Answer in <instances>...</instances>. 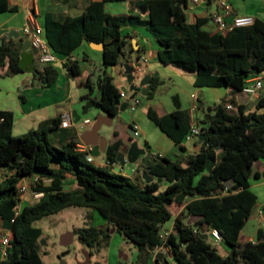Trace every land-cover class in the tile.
I'll return each instance as SVG.
<instances>
[{
  "label": "trees",
  "instance_id": "16d2710c",
  "mask_svg": "<svg viewBox=\"0 0 264 264\" xmlns=\"http://www.w3.org/2000/svg\"><path fill=\"white\" fill-rule=\"evenodd\" d=\"M123 1L127 0L92 3L77 20L53 30L47 24L44 37L51 50L69 55L81 41L99 43L104 46L105 68L123 61L131 65L123 51L126 42L120 30L129 17L111 16L104 11V3ZM133 6L146 8L148 20L140 24L156 39L159 61L196 72L197 83L225 88L236 95L242 94L250 76L264 72V21L255 19L252 26L211 33L203 30V20L187 22L186 0H148ZM15 10L9 8L8 0H0V14ZM21 47V43L2 42L0 78L23 72L19 65ZM66 69L71 78L81 74L75 61H68ZM34 73L35 77L45 75L48 85L57 79V72L51 67L36 69ZM159 84L157 79L151 81L149 100L154 98ZM99 91L97 104L101 110L116 116L119 107L114 98L119 91L106 70ZM173 100L176 111L159 115L150 108L148 117L184 150L182 143L190 131L189 116L180 110L176 96ZM228 105L237 106V110H227ZM214 116L210 122L202 121L206 139L195 155L184 162L154 156L156 162L149 165L148 171L166 184L160 190L157 182L141 188L129 178L90 162L86 153L77 150L79 142L74 136L59 145L51 143L49 136L61 131L60 118L42 121L37 128L14 136L13 114L0 111V229L12 233L7 256L0 259V264H44L43 231L34 223L68 208L89 209L105 222L103 226L93 225L92 215L88 214L85 226L72 231L91 257L109 246L114 230L134 244L138 264H146L152 258V250L162 245L169 247L177 264H264V231L259 229L256 242L241 236L257 206V196L250 190V174L256 162L264 158V90L252 110L246 104L236 105L233 100L224 99ZM120 146L116 142L108 147L109 164L115 163ZM68 176L77 182L74 191L62 186ZM33 178H38V182L31 186V192L43 196L33 204L23 205L20 185ZM44 179L51 182L43 183ZM229 181L232 183L227 187ZM237 185L239 189L234 191ZM225 188L229 192L223 195ZM187 198L192 200L184 206ZM192 216L201 220L188 225ZM171 219H175L174 233L162 240L160 230ZM203 223L209 231L215 229L222 235L230 249L227 256L222 257L208 240L200 238L198 226Z\"/></svg>",
  "mask_w": 264,
  "mask_h": 264
},
{
  "label": "crops",
  "instance_id": "0c3cea01",
  "mask_svg": "<svg viewBox=\"0 0 264 264\" xmlns=\"http://www.w3.org/2000/svg\"><path fill=\"white\" fill-rule=\"evenodd\" d=\"M104 0H8L9 8H15L13 12H5L0 14V42H13L15 44H24L23 29L28 25L29 20L35 19L36 23L41 26L44 36L46 37L47 24L50 29L57 28L58 25L70 23L77 20L92 3L103 2ZM141 1L148 0H127L123 2H106L104 3V11L111 16L121 15L128 16L129 21L123 25L121 36L124 38L126 45L123 51L129 56L130 64L141 67L139 76L135 81V86L140 87L141 80L150 76L151 81L157 79L158 85L154 98L149 100L148 97L141 93L134 95L133 92L127 94L128 98L140 99V104L132 109L130 106L125 111H118V114L112 120V127H103L100 131L101 136L109 140L115 135H120L116 142H120L121 148L126 146L125 140L129 137L127 132L129 128H133L139 136L137 140L140 149L145 150L146 154L163 157L171 161L184 162L191 156L195 155V146L197 140L190 143L183 141L184 150L180 149L175 143L148 117L150 108L155 109L159 115L168 114L176 111L173 97H177V102L180 110L186 111L189 116V124L197 125L200 129L203 128L202 121L208 114L214 116L216 107L224 100L230 99L236 105L243 103L247 105L249 110H252L251 105L257 99L244 97L242 94H231L228 90L221 87H210L204 84L197 83L198 75L196 72L179 69L170 65H164L159 61L160 47L151 33L141 22L148 20L147 11L143 14L135 5ZM187 7L185 9L186 19L189 24H195L198 20H203L205 25L203 30L217 33V27L213 23L212 14L218 10L215 0H198L194 3L193 0H186ZM231 6V14L226 18L227 23H231L235 17H252L264 21V0H229ZM14 32V36L11 33ZM220 33V32H219ZM22 49V47H21ZM34 53L32 58L33 66L38 71L42 68H37L36 51L29 45L27 53ZM56 60L49 67L57 72V79L50 85L47 84L45 75L35 77L34 72L23 71L13 76H4L0 78V111H9L13 114V135L19 136L28 131L37 128L39 123L45 120L61 118L63 114L69 115L75 122L72 116L74 112L77 115L82 113V108L87 102H93L95 105L91 107L85 116L80 117L78 123H74L71 128L62 129L68 133V138L75 137L79 144L87 146L81 138L83 134L89 132L97 118H103L105 123H110L104 119L107 114L104 113L97 102L100 99V91L97 87L101 82L103 70H106L114 78V85L117 87L119 94L123 88L129 90L130 86L124 76L123 63L116 65L114 68H105L103 65L102 50L98 49L92 43L81 41L78 47L69 55L56 53ZM68 61L77 62L81 74L71 78L67 75L66 63ZM257 77L262 79L264 84V72L250 76L246 82ZM172 87V93L176 92L172 97V102L163 104L157 101L161 87ZM151 87V84H150ZM181 95L184 99H181ZM133 100V99H132ZM121 103H126L121 99ZM195 107L194 113L191 116L192 107ZM234 106V105H231ZM237 106L233 107V110ZM89 119L90 123L85 125L83 121ZM66 135V134H65ZM65 136H62L60 142H63ZM66 139V140H67ZM65 140V141H66ZM87 142H95L103 146L102 140L98 137L93 138L88 136L84 139ZM57 143V145H59ZM110 145H107L106 151ZM91 149L90 146H87ZM120 151V150H119ZM102 159L97 160V159ZM143 157H140L134 164L128 162L127 153L123 162L109 164L106 161V152L100 153L93 157L94 164L105 166L112 174L122 175L129 178L134 184L143 188L147 184L143 178L146 172L145 166L142 164ZM256 174L258 177L251 178L250 190L257 196V206L255 208V217L249 220L241 233L243 239L251 242H256L257 234L260 229L259 212L264 210V158L260 159L255 164ZM153 182L161 184L160 190H164L166 184L161 180L154 178ZM63 188L67 191H74L78 188L76 180L68 176L63 182ZM192 199L184 200L185 206ZM24 203V202H23ZM182 211L180 208L177 215ZM93 212V211H92ZM96 213V212H93ZM99 216V215H98ZM101 219V218H100ZM171 226L163 225L164 231H172L174 228V220L171 219ZM189 220V219H188ZM187 220V221H188ZM256 221V231L252 237H248L244 233L245 227L251 221ZM103 222L101 226L105 225ZM116 233L111 231V234ZM210 245L215 248L217 253L222 257L230 253V249L224 240L215 245L208 238ZM122 264V263H119ZM146 264H154L151 258Z\"/></svg>",
  "mask_w": 264,
  "mask_h": 264
},
{
  "label": "built area",
  "instance_id": "2783aa9c",
  "mask_svg": "<svg viewBox=\"0 0 264 264\" xmlns=\"http://www.w3.org/2000/svg\"><path fill=\"white\" fill-rule=\"evenodd\" d=\"M216 4L218 6V10L213 12L212 19L213 23L217 27V31L219 32H225V31H231L235 28H242V27H248L252 26L255 22V20L252 17H235L232 22L229 24L226 22V18L231 14V6L229 0H215ZM194 3H197L198 0H193ZM23 33L26 37H28L30 41V45L35 49L36 51V65L37 68H45L49 67L51 64H53L56 60L55 53L51 50L50 46L48 45L43 30L41 26H39L35 19H30L28 25H26L23 29ZM135 75L139 76V73L141 71L140 66H136L134 68ZM264 90V84L262 82V79L260 77H257L253 80H248L245 83V87L243 88L242 95L247 98H253L258 99L262 94ZM121 99L125 100L126 102H129V106L134 109L140 104V99H133L129 101L128 96L124 92H120ZM195 107H192L191 110V116L193 115ZM227 110H233V106L228 105ZM61 124L60 128L62 129H68L71 128L74 124L73 119L66 114H63L61 116ZM90 123L89 119H85L83 121V124L87 125ZM202 129H200L197 125L193 124L190 126V131L185 137L184 142L190 143L193 140H198V137L202 134ZM137 135V134H136ZM77 150L79 152L86 153L88 156V160L90 162H93V157L90 155L91 149L87 146H84L83 144L77 145ZM38 182V178H33L30 180H25L21 183L19 193L21 198H23L24 195L29 194L31 192V186L35 185ZM43 183L49 184L51 181L44 179L42 181ZM228 188H225L222 192L223 195L228 194ZM33 199H40L43 196V193H32ZM21 210V205L17 207L16 214H18ZM259 220H260V229L264 231V211L261 210L259 212ZM174 233V228L172 231H164L163 226L160 230V237L162 240L167 239V237ZM196 233V231H195ZM208 238H210L215 245H218L219 242L223 240L222 235L215 229L210 230L208 232ZM12 240V233L10 230L0 229V259L3 260L7 256V248ZM161 254L165 258V260L168 262V264H177V262L173 259L172 255L170 254L169 247L162 245L156 247L154 250H152V258L155 259L156 255Z\"/></svg>",
  "mask_w": 264,
  "mask_h": 264
},
{
  "label": "rangeland",
  "instance_id": "374dc122",
  "mask_svg": "<svg viewBox=\"0 0 264 264\" xmlns=\"http://www.w3.org/2000/svg\"><path fill=\"white\" fill-rule=\"evenodd\" d=\"M175 93L176 92L172 93V87L164 86L161 87L158 95H156V99L165 105H169V103L172 102V97L175 95ZM180 97L181 99H184L183 95ZM62 136H65V141L68 138V133L60 131L59 133L51 134L49 138L51 143L59 144ZM97 160L102 161L101 158ZM37 200L38 199H33L31 192H29V194L23 196L22 201L24 203H22L23 205L25 203L33 204ZM88 214L92 215L91 223L93 225H102L103 222L101 221L98 214L93 213L86 208H68L61 211L57 215L39 220L34 223L35 227H38L43 231L42 240H44V243L41 246V250L44 264H61L62 261L64 264H79L84 261L86 250L76 238H74V241L69 249H66L68 254L63 258L62 261H60L59 257L66 251L65 248L60 246V238L62 235L72 232L74 229L85 226L88 220ZM164 224H167L169 227L172 224V220H169ZM256 227V221L252 220L244 229L245 235L252 237L253 233L256 231ZM137 257L138 251L134 244L128 240H125L120 234L113 233L111 234L109 246L99 253L94 252L90 259V264H138Z\"/></svg>",
  "mask_w": 264,
  "mask_h": 264
},
{
  "label": "water",
  "instance_id": "95a60500",
  "mask_svg": "<svg viewBox=\"0 0 264 264\" xmlns=\"http://www.w3.org/2000/svg\"><path fill=\"white\" fill-rule=\"evenodd\" d=\"M140 11L144 14L146 12V8L144 6L139 8ZM14 32L11 33L12 36H14ZM24 44L22 46L21 49V54H20V62L19 65L22 68L23 71H29V72H35L36 69L33 66V56L35 52H32L31 54L27 53L28 49H29V45H30V41L28 39V37H24ZM2 43L0 42V45ZM94 46H96L98 49L103 50L104 46L103 44H99V43H92ZM124 68V76L126 77L127 83L130 86L129 90H127L126 88L122 89V92H124L126 95L129 92H133L134 95H137L139 93H141V95L148 97L150 94V84H151V78L150 76H146L144 77L141 82H140V87H136L135 86V81L137 79V76L135 75V70L134 68L137 66L136 64L134 65H129V64H125L122 65ZM113 68L115 66H112ZM101 82L98 83L97 87H100ZM129 91V92H128ZM134 99V97L130 98V100ZM121 96L120 94L117 95L114 98V104L119 107L120 111H125L128 107H129V102L126 103H121ZM95 104L93 102H87L83 108H82V113L80 115H77L76 112H74L72 114V116L75 118V122L74 123H78L80 121V117L81 116H85L88 112V110L93 107ZM256 105V102H254L251 105V108H253ZM115 117V115H110L107 114V117H104V119L108 120L110 123H105L102 119L103 118H97L95 119L94 125L92 127V129L89 132H86L83 134V137L81 138V140L87 145L91 147V152L90 155L92 157L98 156L100 153H104L106 152V148L107 145H113L116 143V141L119 139L120 135H115L113 136V138L111 140L108 141V139L104 136H101L100 131L101 129L105 126L107 128H111L112 127V120ZM215 119V116H212L210 114H208L207 116L204 117V120L207 122H210L212 120ZM127 135L129 137L128 140H125L124 142L126 143V146L124 147H120V151H118L117 155H116V161L117 162H123L125 159V155L127 153L128 156V162L131 164H134L138 161V159L140 157H143L142 159V164L145 166L146 168V172L143 174V178L145 180V182L147 184L153 182L154 177L149 173L148 169H149V165L151 163L156 162V160L149 154H146L145 150H142L139 148L138 146V142L134 141V138H136L137 140L139 139V136L136 135L135 130L131 127L129 128ZM88 136L96 138L98 137L99 139L102 140L103 146L101 147L100 144H97L95 142H87L84 139L88 138ZM206 139V134L202 133L197 140L196 146H195V151L199 152L201 149V144L205 141ZM219 149V148H217ZM125 162V161H124ZM255 173H256V167H254L251 170V174H250V178H254L255 177ZM158 181L160 182L161 179H158ZM232 181H229L226 186L230 187L231 186ZM239 189V186H235L234 187V191H237ZM199 220H201V217H190L189 220L187 221L188 225H195ZM199 228V234H200V238L204 241L208 240V232H209V226L206 223L200 224L198 226ZM114 231V230H112ZM74 234L73 232H68L64 235L61 236L60 238V246H62L63 248H69L73 241H74ZM44 243V240H42V245ZM68 254V252L63 253L59 259H61V257H65ZM85 260L84 262H81L79 264H89L91 256L85 252ZM61 264H64L63 261L61 262ZM154 264H168V262L165 260V258L163 257V255L158 254L156 255L155 259H154Z\"/></svg>",
  "mask_w": 264,
  "mask_h": 264
},
{
  "label": "flooded vegetation",
  "instance_id": "af4514ba",
  "mask_svg": "<svg viewBox=\"0 0 264 264\" xmlns=\"http://www.w3.org/2000/svg\"><path fill=\"white\" fill-rule=\"evenodd\" d=\"M66 249L68 250L69 248H65V250H66ZM67 250H66L64 253H66V252H67ZM63 258H64V257H61V259H59V260H60V261H62V260H63ZM84 260H85V259H84ZM83 262H84V261H83ZM89 264H90V262H89Z\"/></svg>",
  "mask_w": 264,
  "mask_h": 264
}]
</instances>
